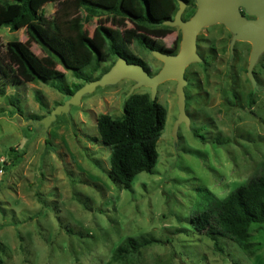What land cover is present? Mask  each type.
Returning a JSON list of instances; mask_svg holds the SVG:
<instances>
[{
    "label": "rangeland",
    "instance_id": "obj_1",
    "mask_svg": "<svg viewBox=\"0 0 264 264\" xmlns=\"http://www.w3.org/2000/svg\"><path fill=\"white\" fill-rule=\"evenodd\" d=\"M196 7H178L179 18L189 20ZM234 7L243 8L246 20L258 19L244 4ZM57 8L52 1L41 10L51 19ZM112 19L97 16L84 27L91 37L99 25L136 33L127 19L122 17L119 27ZM182 38V27L169 24L155 39L176 56ZM10 40L23 42L38 58L48 56L25 27L0 26V51ZM125 43L146 63L148 76L160 73L165 61L158 54L135 38ZM194 44L195 58L182 73L181 104L175 77L153 87L142 83L137 73L118 65L106 42L100 68L107 71L94 72L97 81L78 80L56 63L69 85L81 83L72 96L42 82L14 80L13 71L0 72V257L5 264L111 259L116 264H264V223L249 227L252 256L226 236H217L215 247L191 224L207 199L200 187L223 198L262 165L264 43L254 48L245 29L219 20L201 26ZM132 93L155 97L166 120L152 172L137 173L124 188L109 174L110 146L98 138L96 118L102 113L121 118Z\"/></svg>",
    "mask_w": 264,
    "mask_h": 264
},
{
    "label": "trees",
    "instance_id": "obj_2",
    "mask_svg": "<svg viewBox=\"0 0 264 264\" xmlns=\"http://www.w3.org/2000/svg\"><path fill=\"white\" fill-rule=\"evenodd\" d=\"M52 1L58 2V8L54 17L48 19L41 8ZM181 3L195 6L196 1L0 0V26L10 30L25 27L27 35L48 55L38 58L23 42L10 40L0 51V59L4 61L0 60V72L7 76L6 71H13L14 80L19 77L42 82L72 96L80 89L81 83L69 85L65 73L57 69L56 63L78 80L96 81L107 71V68H100L103 60L101 45L106 42L112 56L127 64L140 65L149 73L146 63L131 52L125 42L135 38L149 51L174 55L155 38L167 31V22L173 20ZM81 9L83 15H79ZM105 14L112 15L113 25L118 27L122 26V17L127 19L134 25L136 33L130 29L121 32L99 25L94 36H89L84 24ZM96 71H99L98 76L93 75ZM165 120V107L148 93H132L126 97L121 118H113L107 113L96 118L98 138L110 146L109 174L124 188L130 187L137 173L152 172L158 157L156 143ZM194 134L197 136V131ZM200 137L204 139L202 135ZM200 191L207 199L200 211L191 217L192 227L209 235L215 247L217 236H226L252 256L255 243L251 240L249 227L252 223H264V160L256 174L223 198L215 196L206 187H200ZM117 250L121 251L122 247ZM0 264H5L1 257ZM104 264L116 263L111 259Z\"/></svg>",
    "mask_w": 264,
    "mask_h": 264
},
{
    "label": "water",
    "instance_id": "obj_3",
    "mask_svg": "<svg viewBox=\"0 0 264 264\" xmlns=\"http://www.w3.org/2000/svg\"><path fill=\"white\" fill-rule=\"evenodd\" d=\"M196 11L193 16L183 21L179 18L178 11L172 21L168 24H178L182 27L183 38L181 49L176 56L158 54L164 61L165 65L159 74L150 77L140 65L127 64L125 61L118 59V65L137 73L142 83L152 87L166 77H175L179 84L177 87L179 93V103L181 104L180 86L184 82L182 73L186 63L195 58V35L203 25H209L219 20H226L234 27L243 28L249 34L254 48L264 43V0H195ZM235 2H240L258 16V19L246 20L238 9L234 7ZM179 7H184L181 3ZM157 54V53H156ZM97 81V80H96Z\"/></svg>",
    "mask_w": 264,
    "mask_h": 264
},
{
    "label": "flooded vegetation",
    "instance_id": "obj_4",
    "mask_svg": "<svg viewBox=\"0 0 264 264\" xmlns=\"http://www.w3.org/2000/svg\"><path fill=\"white\" fill-rule=\"evenodd\" d=\"M238 11H239V13L242 14L243 17L245 18V13L243 12V11H244L243 8H242V9H239ZM248 20H252V19H248Z\"/></svg>",
    "mask_w": 264,
    "mask_h": 264
}]
</instances>
